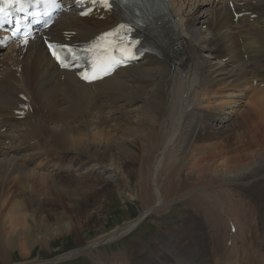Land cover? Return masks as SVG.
I'll use <instances>...</instances> for the list:
<instances>
[{
  "label": "bare ground",
  "instance_id": "bare-ground-1",
  "mask_svg": "<svg viewBox=\"0 0 264 264\" xmlns=\"http://www.w3.org/2000/svg\"><path fill=\"white\" fill-rule=\"evenodd\" d=\"M198 2L185 16L169 0L181 60L148 57L91 85L59 71L42 41L85 43L117 22L109 13L63 14L0 54V264L52 262L32 258L34 248L83 224L76 196L106 188L136 198L140 215L71 253L94 264H264V0ZM242 105L247 117L234 121ZM94 167L107 176L100 189L90 175L60 176ZM179 201L182 225L138 240L132 254L95 255ZM49 206L74 222L55 212L50 224Z\"/></svg>",
  "mask_w": 264,
  "mask_h": 264
},
{
  "label": "rangeland",
  "instance_id": "rangeland-1",
  "mask_svg": "<svg viewBox=\"0 0 264 264\" xmlns=\"http://www.w3.org/2000/svg\"><path fill=\"white\" fill-rule=\"evenodd\" d=\"M176 2H178V6H181L180 9H182L181 11L185 16H191L192 14V10L188 7L187 2H189V4L191 5L193 3V5H195V8L200 5L198 0H186V2L185 0H176ZM245 106L246 105L237 107L232 118L234 121L237 119L241 122L247 117L248 111H246L247 107ZM224 113H226V111ZM244 123H246V121H244ZM5 144H7V141H5L4 145ZM35 166L40 167L38 165V162L35 163ZM100 171L96 169V167H94V170L92 172L81 170V172L79 171L73 173L75 177L73 176L71 177V179H81L79 178V176L83 177L86 175H90L92 177L91 189H100L102 187V180H105V178H107V176L103 175V173H99ZM51 175H54V173H52ZM60 176L64 175L62 174ZM131 180V186H133V184L135 183V178L131 177ZM132 193L135 194L134 190L132 191ZM80 195L76 196V198H78V200L76 199L77 202L86 199L85 204L80 206V209H78L81 214L80 216L81 220L83 221V224L79 225L78 228H73L74 231L65 234H59L57 237L54 238L53 241L49 243L47 248H41L39 246H36L34 248V251L32 252L33 254H31V256L33 255L32 258H34V256L35 258L36 256H39L42 260H54V258L56 257L70 254L71 252L76 251L82 246H85L86 244L90 243L97 236L109 232L115 227L123 225L125 222L134 221L140 215L139 203L136 201V198L132 200H127L124 197V194L119 195V193L114 189L106 188L105 193L103 195H99L98 197H93L91 195L89 196L85 193ZM84 195H86V198L83 197ZM87 196H89L90 199H88L89 197ZM60 204L61 201L59 200V205ZM181 205L182 204L179 201L176 206L170 208L169 210H166L165 212H162L157 215L153 213L148 214V216L145 215V217H143L135 226V228L128 234L118 238L116 241L114 240L108 244L98 246L94 251L95 255L100 257L104 262L111 257V259H113L112 255L119 252L126 251L127 254H132L133 250H131V248L135 245L138 240L142 242L146 241L147 243H149L151 241V237L156 234L161 227H166V225L170 224H173L174 227L182 225L183 219L186 217L187 213L185 212L186 209ZM56 209L57 207L53 206H49L47 208L48 211L46 212V216L50 224H52L53 222L52 213L55 212L58 217L66 216L70 223L74 222V219L72 218V215L74 213H72V215L71 213H67L68 210L66 208V214L63 215L61 214V211L63 209ZM48 214H50V216H48ZM87 216L90 217L87 222H85L83 218L85 219V217ZM13 253L11 254L10 258L11 263L19 260V257L16 252ZM71 255L72 256H65V259H58L56 261L48 262L47 264H94L92 259L85 254H76L74 252ZM157 264H160V262H158Z\"/></svg>",
  "mask_w": 264,
  "mask_h": 264
},
{
  "label": "snow or ice",
  "instance_id": "snow-or-ice-1",
  "mask_svg": "<svg viewBox=\"0 0 264 264\" xmlns=\"http://www.w3.org/2000/svg\"><path fill=\"white\" fill-rule=\"evenodd\" d=\"M94 2H95V0H94ZM50 3L53 6H55L56 0H50ZM103 4H104L105 7H108V0H103ZM3 13H4V8L3 7H0V14H3ZM53 55H55V53H53ZM57 59L59 60L60 58L57 56ZM84 78L87 79V77H84Z\"/></svg>",
  "mask_w": 264,
  "mask_h": 264
}]
</instances>
